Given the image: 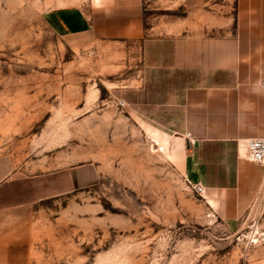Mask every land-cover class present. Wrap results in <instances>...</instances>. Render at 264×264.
I'll return each mask as SVG.
<instances>
[{
	"label": "rangeland",
	"instance_id": "obj_1",
	"mask_svg": "<svg viewBox=\"0 0 264 264\" xmlns=\"http://www.w3.org/2000/svg\"><path fill=\"white\" fill-rule=\"evenodd\" d=\"M53 1L98 12L113 0ZM231 3L141 0L148 21ZM44 10L45 0H0V183L30 182L5 202H30L44 224L35 264H264V165L253 163L263 174L248 197H209L186 177L179 143L149 125L171 126L169 109L149 119L116 105L134 91L138 45H75ZM80 166L97 180L47 178Z\"/></svg>",
	"mask_w": 264,
	"mask_h": 264
},
{
	"label": "crops",
	"instance_id": "obj_2",
	"mask_svg": "<svg viewBox=\"0 0 264 264\" xmlns=\"http://www.w3.org/2000/svg\"><path fill=\"white\" fill-rule=\"evenodd\" d=\"M106 7L96 12L45 0L44 13L50 27L75 45L106 39L138 45L131 94L141 93L136 105L146 118L171 111V126L149 125L169 145L179 143L186 177L205 183L212 199L221 192L248 197L263 174L239 153L245 154L242 145L249 139L264 136V0H232L202 15L188 5L185 15L156 21L145 18L141 0H113ZM168 91L174 99H168ZM63 174L64 187L68 182L71 188L99 177L95 169L80 166L47 178L61 187ZM21 182L0 183V264H35L37 242L44 236L30 202H5L19 191L28 193L30 182ZM232 204L228 198L226 205Z\"/></svg>",
	"mask_w": 264,
	"mask_h": 264
},
{
	"label": "built area",
	"instance_id": "obj_3",
	"mask_svg": "<svg viewBox=\"0 0 264 264\" xmlns=\"http://www.w3.org/2000/svg\"><path fill=\"white\" fill-rule=\"evenodd\" d=\"M261 86L264 94V79L262 80ZM116 105L120 109H125L129 104L126 99L119 98L116 100ZM191 136V132H187V137L193 144L195 140L192 139ZM244 146L248 160L264 165V136L251 138L244 144ZM199 189L204 191L201 187Z\"/></svg>",
	"mask_w": 264,
	"mask_h": 264
},
{
	"label": "trees",
	"instance_id": "obj_4",
	"mask_svg": "<svg viewBox=\"0 0 264 264\" xmlns=\"http://www.w3.org/2000/svg\"><path fill=\"white\" fill-rule=\"evenodd\" d=\"M141 93L140 92H133L129 97L128 99L130 100V102L132 104H137L141 101ZM143 100L145 101V99L143 98ZM143 101V102H144Z\"/></svg>",
	"mask_w": 264,
	"mask_h": 264
},
{
	"label": "bare ground",
	"instance_id": "obj_5",
	"mask_svg": "<svg viewBox=\"0 0 264 264\" xmlns=\"http://www.w3.org/2000/svg\"><path fill=\"white\" fill-rule=\"evenodd\" d=\"M151 135H153V134H151ZM153 136H155V135H153ZM243 146V148L245 149V146H244V144L242 145ZM246 150V149H245ZM246 156H247V154H246Z\"/></svg>",
	"mask_w": 264,
	"mask_h": 264
}]
</instances>
